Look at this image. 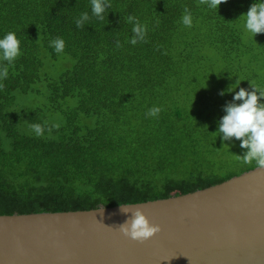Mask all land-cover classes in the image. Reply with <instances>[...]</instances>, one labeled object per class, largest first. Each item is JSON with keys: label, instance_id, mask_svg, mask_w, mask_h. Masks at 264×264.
Returning <instances> with one entry per match:
<instances>
[{"label": "trees", "instance_id": "obj_1", "mask_svg": "<svg viewBox=\"0 0 264 264\" xmlns=\"http://www.w3.org/2000/svg\"><path fill=\"white\" fill-rule=\"evenodd\" d=\"M254 2L216 10L199 0H109L101 21L90 0H0V39L13 31L21 49L0 80V214L162 199L257 167L223 173L225 154L215 152L226 142L216 133L223 106L250 81L264 87V33L253 38L240 16ZM185 6L191 28L181 23ZM83 12L90 20L77 28ZM129 14L147 24V42H128ZM57 36L62 54L50 47ZM189 89L202 94L204 123L183 101ZM153 106L158 116H146ZM45 122L59 127L49 133ZM230 142L229 158L244 154Z\"/></svg>", "mask_w": 264, "mask_h": 264}, {"label": "water", "instance_id": "obj_2", "mask_svg": "<svg viewBox=\"0 0 264 264\" xmlns=\"http://www.w3.org/2000/svg\"><path fill=\"white\" fill-rule=\"evenodd\" d=\"M140 207L160 231H119L115 206L0 214V264H264V169Z\"/></svg>", "mask_w": 264, "mask_h": 264}, {"label": "clouds", "instance_id": "obj_3", "mask_svg": "<svg viewBox=\"0 0 264 264\" xmlns=\"http://www.w3.org/2000/svg\"><path fill=\"white\" fill-rule=\"evenodd\" d=\"M223 2L226 0H199V5H206L209 9L217 10ZM90 5L92 16L101 21L105 18L106 9L111 6L109 0H90ZM240 16H243V29L253 38L258 33H264V0H256L250 5L248 11ZM89 20L88 12L81 13L75 19L76 27L83 28ZM126 22L133 25V35L128 41L129 43L136 45L138 42H147V24L141 23L132 14L126 17ZM181 23L187 28L193 26L192 13L187 6L184 7ZM49 43L57 54L64 52L66 45L62 37L57 36ZM116 46L122 47L119 40L116 41ZM20 55L19 39L15 32L8 31L0 39V62H7L0 64V80L7 79L9 66L14 65ZM240 81H237L234 87H229L227 91H234ZM3 87L4 85L0 83V89ZM220 94L223 95L224 92L222 91ZM261 98H264V87L256 85L255 82L250 81V89L240 87L239 91H235L232 101L223 106L225 115L219 119L216 133L222 141H229L233 137L240 140V147L245 151L243 155H236V158L243 164L254 162L259 169H264V102H260ZM160 111V107L153 106L148 110L146 116H158ZM45 126H47V122H45ZM45 126L32 123L29 128L37 137H41L44 135ZM58 127V124H52L47 126V131L51 133L53 128ZM120 210L122 213L130 215L124 223L119 225V231L133 240L143 242L161 230L160 225L150 222L140 207L133 208L130 204H120Z\"/></svg>", "mask_w": 264, "mask_h": 264}, {"label": "rangeland", "instance_id": "obj_4", "mask_svg": "<svg viewBox=\"0 0 264 264\" xmlns=\"http://www.w3.org/2000/svg\"><path fill=\"white\" fill-rule=\"evenodd\" d=\"M193 91L192 90H184L183 92V101L188 104H190V110L193 112V114L198 118H200V112H199V108H198V104H200V98H202V94L201 92L198 90V92L193 95ZM205 117H202L199 119V122L200 123H204L205 121ZM218 145L216 148H215V152L217 155H223L225 154V157L226 159L224 160V163H225V167L222 169V172L224 173H227V172H232L234 170H237L242 162L238 159H232V158H229L230 154L228 153H231V156L230 157H233V153L237 151V149H234L232 151H230V148H237L238 145L230 142L229 141H226L225 143H221V142H217ZM227 153V154H226Z\"/></svg>", "mask_w": 264, "mask_h": 264}]
</instances>
